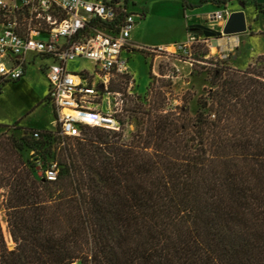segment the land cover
I'll use <instances>...</instances> for the list:
<instances>
[{
	"label": "trees",
	"instance_id": "16d2710c",
	"mask_svg": "<svg viewBox=\"0 0 264 264\" xmlns=\"http://www.w3.org/2000/svg\"><path fill=\"white\" fill-rule=\"evenodd\" d=\"M261 62L220 64L193 118L147 112L128 145L117 133L64 148L49 131L2 133L0 190L14 249L0 219V264H264ZM37 146L57 162L56 181L24 160Z\"/></svg>",
	"mask_w": 264,
	"mask_h": 264
},
{
	"label": "built area",
	"instance_id": "2783aa9c",
	"mask_svg": "<svg viewBox=\"0 0 264 264\" xmlns=\"http://www.w3.org/2000/svg\"><path fill=\"white\" fill-rule=\"evenodd\" d=\"M80 12L86 16H79ZM231 14L226 7L209 20L226 24ZM135 25L134 15L115 0H0V83L23 79L29 53L50 59L52 63L43 69L49 81L47 101L55 114V130L49 132L61 139L60 148L82 138L87 128L120 131L118 114L127 98L111 89L112 82L128 79L127 94L136 101L125 51L140 49L155 63L162 55L179 60L191 57L199 43L209 47V39L195 32L171 46H137L131 42ZM232 43L229 52L240 44L238 38ZM227 57L224 52L220 56ZM80 58L95 64L92 73L68 70V64ZM153 73L159 77L155 66ZM40 135L35 132L33 137L38 140ZM59 169L56 161L51 162L44 178L56 181Z\"/></svg>",
	"mask_w": 264,
	"mask_h": 264
},
{
	"label": "rangeland",
	"instance_id": "374dc122",
	"mask_svg": "<svg viewBox=\"0 0 264 264\" xmlns=\"http://www.w3.org/2000/svg\"><path fill=\"white\" fill-rule=\"evenodd\" d=\"M127 11L134 15L136 25L132 31L131 42L142 47H159L164 43H178L185 35V17L182 0H127ZM190 3L201 5V0H188ZM241 5L238 0H231L229 5L224 6L229 10L233 6ZM222 8V9H224ZM212 10V7L204 6L199 11ZM253 8L246 5L247 16L251 17ZM215 13V12H213ZM211 15V14H210ZM209 15V16H210ZM79 16H86L83 12ZM142 16H145L142 18ZM1 31V28H0ZM256 29H253L255 33ZM222 38H232V42L238 38L240 44L231 52L227 51V58H220L215 51L209 49V54L203 56L207 46L199 43L194 46L192 56L188 58H166L164 55L155 63L151 57L140 49L125 51L124 57L128 59L130 74L134 77L135 85L132 91L136 101L128 96V79L119 78L112 82L111 89L121 92L127 98L123 111L118 114L121 123L120 131L111 130H87L83 132L81 140H97L100 138L114 140L115 133L121 134V143L130 144L141 133L147 122V112L151 114H175L182 122L184 118H193L198 109L199 101L208 96L212 88L210 83L214 70L221 66L229 68L246 69L259 58V53L264 52V38L255 35L249 37L246 33L239 35H223ZM185 39V38H184ZM244 40L246 42L244 43ZM157 44L153 46L152 44ZM233 44V43H231ZM229 47V45H228ZM52 60L42 58L29 53L27 56L26 74L20 81L0 83V133L14 136L20 139L24 136L23 129L37 130L45 128L55 130L52 125L54 120L51 105L45 106L41 101L47 97L49 81L43 72ZM188 63H191L189 65ZM155 64V65H154ZM155 66L154 75L153 67ZM260 66H264L261 62ZM95 64L84 58L76 59L68 64V70L72 73L87 71L92 73ZM44 95V96H42ZM41 99V103L37 102ZM30 105H34L29 109ZM182 109L188 110L183 114ZM16 123H19L16 124ZM8 127V128H4ZM85 142V141H82ZM76 145V141L67 142ZM48 146L35 151L23 152L24 160L39 170V176L45 177L44 171L47 166L55 161L44 151ZM0 219L2 222L5 238L10 250L14 249L8 228L5 222L3 207V195L0 190Z\"/></svg>",
	"mask_w": 264,
	"mask_h": 264
},
{
	"label": "crops",
	"instance_id": "0c3cea01",
	"mask_svg": "<svg viewBox=\"0 0 264 264\" xmlns=\"http://www.w3.org/2000/svg\"><path fill=\"white\" fill-rule=\"evenodd\" d=\"M120 4H123L125 9L127 10V0H117ZM241 5H237V6H233L231 10L232 13L234 12H239V11H244L245 15H246V21H247V26H248V30L245 32L249 37H253L254 34L258 35V36H262L264 38V11H260L259 9L256 8L255 4H260L261 6L264 7V0H238ZM186 3L188 5V8H184V17H185V35L183 36V38L180 40V42H185L188 38V34L190 32H195L198 36H203V34L199 31L194 30L193 26L195 25H203V26H207L210 27L214 30L217 31H222L225 24L224 23H212L209 20V15L213 14V12H217V11H221L222 8H224V6L229 5L230 2H228L227 4H222L221 6H218L216 4L213 3V0H201V5H196L195 3H190L188 0H186ZM250 4L253 8L252 11V15L251 17L247 16V12H246V5ZM212 7V10H208V11H199L201 10L204 6H208ZM128 12V11H127ZM129 13V12H128ZM256 29L255 33H253V29ZM185 38V39H184ZM132 39V36H131ZM246 42V40H244V43ZM229 43H232V38H211L209 39V49L213 52L215 51V54L221 56L222 53H227V51L229 52V48L228 45ZM173 43H169L168 45L162 43L159 46H171ZM153 46H157V44H152ZM128 51V50H127ZM264 52L259 53V56H263ZM44 96V95H42ZM45 97V96H44ZM46 98H44L42 101L41 99L38 100L37 102H42L44 103L45 106H49L48 101L46 100ZM40 102V103H41ZM32 107H34V105H30L29 109H31ZM51 111L53 113V116L55 118V114H54V109L51 106ZM51 122L52 125L54 126V120H52ZM19 125V123H16ZM24 130V128H22ZM33 130V129H32ZM51 129L45 128L44 130L42 129H37L36 131H50ZM3 133V131L0 133V135Z\"/></svg>",
	"mask_w": 264,
	"mask_h": 264
},
{
	"label": "water",
	"instance_id": "95a60500",
	"mask_svg": "<svg viewBox=\"0 0 264 264\" xmlns=\"http://www.w3.org/2000/svg\"><path fill=\"white\" fill-rule=\"evenodd\" d=\"M193 27L194 30L201 32L207 39L219 38L223 35H239L241 33H245L248 30L246 15L244 11L232 13L222 31H217L203 25H195ZM40 178L44 177L40 176ZM76 264H82V262H77Z\"/></svg>",
	"mask_w": 264,
	"mask_h": 264
}]
</instances>
